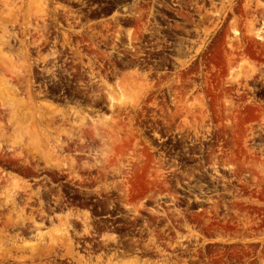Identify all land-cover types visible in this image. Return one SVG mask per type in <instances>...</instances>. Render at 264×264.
Wrapping results in <instances>:
<instances>
[{"label": "rangeland", "instance_id": "rangeland-1", "mask_svg": "<svg viewBox=\"0 0 264 264\" xmlns=\"http://www.w3.org/2000/svg\"><path fill=\"white\" fill-rule=\"evenodd\" d=\"M260 149L264 0H0V264H264Z\"/></svg>", "mask_w": 264, "mask_h": 264}, {"label": "crops", "instance_id": "crops-1", "mask_svg": "<svg viewBox=\"0 0 264 264\" xmlns=\"http://www.w3.org/2000/svg\"><path fill=\"white\" fill-rule=\"evenodd\" d=\"M126 70L121 73V78L126 80L128 78H132L133 71ZM127 81V80H126ZM63 107V104L62 106ZM108 107V106H107ZM250 160H238L237 165H246L251 168L252 171H248L247 176L250 179L255 181V189H257L253 196H251V205L256 213H258V228L254 227L250 230L247 228H243L242 231H237V235L244 237H251L255 242H260L259 246L255 245L253 248H258L257 252L260 254V260L264 259V245L262 244V240L264 239V149L252 151ZM245 178V174H243V179ZM257 195V196H255ZM247 200V198H243ZM239 200V199H238ZM246 219V218H245ZM239 225V223H238ZM256 226V223L254 224Z\"/></svg>", "mask_w": 264, "mask_h": 264}, {"label": "flooded vegetation", "instance_id": "flooded-vegetation-1", "mask_svg": "<svg viewBox=\"0 0 264 264\" xmlns=\"http://www.w3.org/2000/svg\"><path fill=\"white\" fill-rule=\"evenodd\" d=\"M76 103H79V105H80V106H77V107H85L86 108V106L83 105L84 104L83 102H76ZM91 104H94V105H91L90 107L95 109V110H97V111H100L101 109L107 107V105H105V104H100V103H96V102H91Z\"/></svg>", "mask_w": 264, "mask_h": 264}]
</instances>
